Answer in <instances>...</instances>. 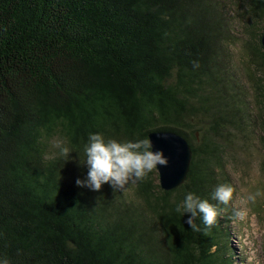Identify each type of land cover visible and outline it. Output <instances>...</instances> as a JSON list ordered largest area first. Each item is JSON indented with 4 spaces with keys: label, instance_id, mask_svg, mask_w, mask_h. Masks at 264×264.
<instances>
[{
    "label": "trees",
    "instance_id": "obj_1",
    "mask_svg": "<svg viewBox=\"0 0 264 264\" xmlns=\"http://www.w3.org/2000/svg\"><path fill=\"white\" fill-rule=\"evenodd\" d=\"M243 1L264 21V0ZM226 20L214 0H0V260L234 264L222 240L226 206L212 199L229 184L220 140L247 123L218 54ZM261 33L246 53L264 150ZM155 130L191 145L181 185L161 189L156 169L125 186L131 195L76 184L87 176L89 134L123 142ZM186 191L217 207L211 228L198 216L192 231L189 214L175 212Z\"/></svg>",
    "mask_w": 264,
    "mask_h": 264
},
{
    "label": "rangeland",
    "instance_id": "obj_2",
    "mask_svg": "<svg viewBox=\"0 0 264 264\" xmlns=\"http://www.w3.org/2000/svg\"><path fill=\"white\" fill-rule=\"evenodd\" d=\"M214 4L226 15L230 32L219 57L225 62L228 84L244 94L238 97L247 110L244 117L247 123L241 127L229 126V132L220 140L223 170L229 179L228 185L234 190L232 200L225 205L227 211L222 227L227 236L222 240L226 241V254L232 257L234 264H264V176L261 172L264 150L258 138L262 132L255 127L259 111L255 87L248 76L252 66L246 53L249 40L258 43L264 21L249 14L243 0H214ZM198 134L196 132L197 137ZM124 189L130 194L128 187ZM249 196L255 199L249 200ZM238 212L244 215L241 217Z\"/></svg>",
    "mask_w": 264,
    "mask_h": 264
},
{
    "label": "clouds",
    "instance_id": "obj_3",
    "mask_svg": "<svg viewBox=\"0 0 264 264\" xmlns=\"http://www.w3.org/2000/svg\"><path fill=\"white\" fill-rule=\"evenodd\" d=\"M54 147L64 157H68L71 152L60 140L55 142ZM84 154L83 163L88 169L87 176L83 180L78 178L76 184L94 191L100 190L105 183L111 184L114 189H123L130 181H143L150 172L157 169L158 164L168 165V157L162 150L153 151L149 138L121 142L113 138L106 139L98 132L91 133L88 142L84 145ZM233 191L230 185L219 184L212 193V199L220 204L228 205L233 198ZM248 199L255 198L249 196ZM174 210L181 216L185 213L189 214L186 223L195 232L201 231L199 225L195 223L198 216L202 217L206 228H211L217 223L219 215L215 205L191 191L184 193L182 202L177 203ZM237 215L242 217L244 213L238 212ZM0 264H7V262L0 260Z\"/></svg>",
    "mask_w": 264,
    "mask_h": 264
},
{
    "label": "water",
    "instance_id": "obj_4",
    "mask_svg": "<svg viewBox=\"0 0 264 264\" xmlns=\"http://www.w3.org/2000/svg\"><path fill=\"white\" fill-rule=\"evenodd\" d=\"M260 42L264 48V27ZM148 138L153 145V151L162 150L168 157V165H157L160 188L169 191L181 185L189 171L192 149L188 140L172 131L155 130L148 133Z\"/></svg>",
    "mask_w": 264,
    "mask_h": 264
},
{
    "label": "bare ground",
    "instance_id": "obj_5",
    "mask_svg": "<svg viewBox=\"0 0 264 264\" xmlns=\"http://www.w3.org/2000/svg\"><path fill=\"white\" fill-rule=\"evenodd\" d=\"M218 54H220V52H218ZM223 74V73H222ZM223 77L222 78H224L225 76H224V74L222 75Z\"/></svg>",
    "mask_w": 264,
    "mask_h": 264
}]
</instances>
